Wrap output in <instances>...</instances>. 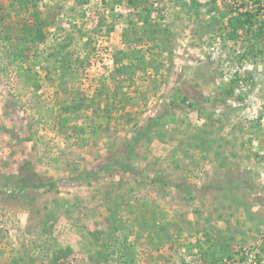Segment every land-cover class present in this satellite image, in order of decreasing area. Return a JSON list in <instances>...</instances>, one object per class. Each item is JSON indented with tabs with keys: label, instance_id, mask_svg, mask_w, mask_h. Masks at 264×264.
Returning a JSON list of instances; mask_svg holds the SVG:
<instances>
[{
	"label": "rangeland",
	"instance_id": "1",
	"mask_svg": "<svg viewBox=\"0 0 264 264\" xmlns=\"http://www.w3.org/2000/svg\"><path fill=\"white\" fill-rule=\"evenodd\" d=\"M250 2L0 0V264H264Z\"/></svg>",
	"mask_w": 264,
	"mask_h": 264
},
{
	"label": "trees",
	"instance_id": "2",
	"mask_svg": "<svg viewBox=\"0 0 264 264\" xmlns=\"http://www.w3.org/2000/svg\"><path fill=\"white\" fill-rule=\"evenodd\" d=\"M29 0H19V2H28ZM249 13L243 14L244 19L231 18L228 20V24L231 27L232 34H238V31L249 32V37L253 41V46L259 43V40H263L264 37V0H251ZM237 85L235 79L230 80L222 91V97H230ZM38 181V180H37ZM39 184L34 185V188H42L43 184L38 181Z\"/></svg>",
	"mask_w": 264,
	"mask_h": 264
}]
</instances>
